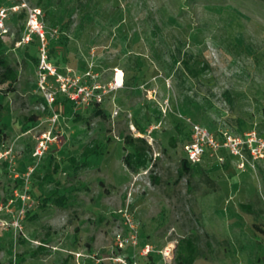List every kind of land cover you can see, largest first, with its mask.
Here are the masks:
<instances>
[{
  "label": "rangeland",
  "instance_id": "374dc122",
  "mask_svg": "<svg viewBox=\"0 0 264 264\" xmlns=\"http://www.w3.org/2000/svg\"><path fill=\"white\" fill-rule=\"evenodd\" d=\"M0 7L9 8L4 55L18 71L13 89L0 83V264H177L189 237L194 264H264V157L253 160L246 143L264 141V0ZM34 8L44 39L28 26ZM60 75L70 90L100 86L102 102L69 99ZM197 124L221 146L180 175ZM44 132L52 142L37 159ZM131 134L150 146L139 172L123 162Z\"/></svg>",
  "mask_w": 264,
  "mask_h": 264
},
{
  "label": "built area",
  "instance_id": "2783aa9c",
  "mask_svg": "<svg viewBox=\"0 0 264 264\" xmlns=\"http://www.w3.org/2000/svg\"><path fill=\"white\" fill-rule=\"evenodd\" d=\"M25 6V4H23ZM9 8L8 7H0V34L3 36L4 34L8 33L7 28L5 27V19L9 15ZM13 10H17V7H13ZM41 13V10L38 8L30 9L29 10V21L28 26L30 27L31 32H35L39 34L43 39L45 38L44 32L42 31V28L39 24V15ZM30 36L28 37L29 40ZM47 56L44 53L43 55V64L42 68L49 70L50 73L54 74L55 69L47 62ZM89 74V73H88ZM45 75L42 74V76ZM61 79V80H60ZM58 80L61 81V90L63 94H66L67 97L72 98L73 100H81L84 103L91 104L93 102L100 103L102 102V94L95 93V90L100 89V86H95L92 88V90L89 89L88 86L85 85H78V83L75 86L74 90H70L67 84L65 83V80L60 75ZM63 80V81H62ZM79 80V79H77ZM115 81V80H114ZM46 98L49 104H51L54 101L53 94L51 92H46ZM53 122H56L59 120V114L54 110V114L52 116ZM193 139L191 142L186 144L185 151L187 154V159L192 164H199L202 159L204 158V155L206 154V151L208 148L213 150L214 152L221 146V143L214 137V135L210 134L205 128H203L200 125H194L193 127ZM51 132H44L35 147L33 151V156L37 159H40L44 153L48 150L51 142H52V136L50 135ZM241 142L234 139L232 136L227 137V142L225 145H229L231 148V151L240 156V160L238 162V168L244 169L245 168V160L247 159L246 155L242 152L241 148H239V144ZM247 146L249 148V152L251 155V158L253 160H258L264 157V141L261 139H257L255 137L250 138L247 142ZM1 158V156H0ZM223 160V158H220ZM122 212V210H121ZM123 216L126 218V221L130 223L131 228L133 230H136L135 225L133 224L132 219L128 215L127 211L123 213ZM136 233L130 235L128 238H123L119 240V246L123 247L129 242H135L136 241ZM150 251V246L144 248L143 252L147 254Z\"/></svg>",
  "mask_w": 264,
  "mask_h": 264
},
{
  "label": "trees",
  "instance_id": "16d2710c",
  "mask_svg": "<svg viewBox=\"0 0 264 264\" xmlns=\"http://www.w3.org/2000/svg\"><path fill=\"white\" fill-rule=\"evenodd\" d=\"M18 80V71L14 66L11 65L9 60L4 55V40L3 36L0 34V83L7 84L8 87L13 89L14 84ZM5 108L4 104L0 102V111ZM2 119L0 117V143L3 140L4 133H2ZM125 142L131 148L123 156V162L125 166L132 172H139L140 170L146 168L151 160L149 157V144L144 139V137H134L132 134L125 137ZM91 146H86L84 149L85 153L87 150H93L95 145L93 143ZM75 161V158H72ZM191 162L186 158L182 160V168L180 169V175L185 172H189L192 169ZM151 178L154 182H158L159 178L156 175L151 174ZM243 208L248 209L250 212L253 209L248 204H242ZM42 248V247H41ZM197 244L194 238H185L183 242H179L177 245L176 262L177 264H194L196 260Z\"/></svg>",
  "mask_w": 264,
  "mask_h": 264
},
{
  "label": "bare ground",
  "instance_id": "6f19581e",
  "mask_svg": "<svg viewBox=\"0 0 264 264\" xmlns=\"http://www.w3.org/2000/svg\"><path fill=\"white\" fill-rule=\"evenodd\" d=\"M115 83H116V81H115ZM117 85L116 86H122V79H121V77H118V82L116 83Z\"/></svg>",
  "mask_w": 264,
  "mask_h": 264
}]
</instances>
